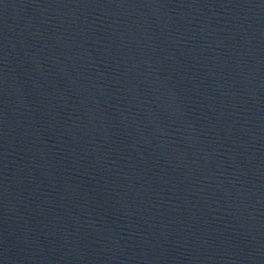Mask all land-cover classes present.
<instances>
[{
    "label": "water",
    "instance_id": "water-1",
    "mask_svg": "<svg viewBox=\"0 0 264 264\" xmlns=\"http://www.w3.org/2000/svg\"><path fill=\"white\" fill-rule=\"evenodd\" d=\"M0 264H264V44L212 0H0Z\"/></svg>",
    "mask_w": 264,
    "mask_h": 264
}]
</instances>
